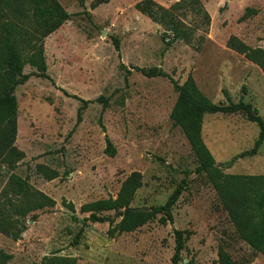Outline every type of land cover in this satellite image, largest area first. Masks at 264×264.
I'll return each instance as SVG.
<instances>
[{
	"label": "rangeland",
	"instance_id": "obj_1",
	"mask_svg": "<svg viewBox=\"0 0 264 264\" xmlns=\"http://www.w3.org/2000/svg\"><path fill=\"white\" fill-rule=\"evenodd\" d=\"M58 1L72 17L43 37L28 0H0V27L21 52L24 72L36 71L29 58L41 44L50 76L31 75L15 90L14 145L23 157L14 169L0 158V211L25 230L18 240L0 232V252L13 255L7 264H42L54 255L73 264H173L175 229L191 232L179 264H219L221 248L238 264H264V253L245 241L208 175L196 172L192 147L171 119L178 93L170 79L120 67H161L181 84L192 75L213 102L228 104L227 91L264 118V0H153L163 7L160 22L137 9L142 0ZM171 22L183 31L175 41ZM65 91L93 101L80 122L82 102ZM101 96L108 98L105 108ZM259 134L244 112L204 118L202 136L216 165L239 176L241 186L248 176H264V141L255 156L228 162L252 149ZM106 136L114 156L106 153ZM13 176L26 182L27 195L14 192ZM130 177L140 181L129 203L134 208L164 204L186 177L173 223L160 214L111 237L108 222L87 220L83 206L117 197ZM97 213L121 218L116 211Z\"/></svg>",
	"mask_w": 264,
	"mask_h": 264
},
{
	"label": "trees",
	"instance_id": "obj_2",
	"mask_svg": "<svg viewBox=\"0 0 264 264\" xmlns=\"http://www.w3.org/2000/svg\"><path fill=\"white\" fill-rule=\"evenodd\" d=\"M85 0H82L84 2ZM110 0H96L97 4L107 3ZM28 5L32 10L34 22L42 29L43 37L56 31L63 23L71 19L69 13L58 0H28ZM138 10L151 17L154 21L160 22L158 12L163 10L153 0H142L136 4ZM0 34V158L6 162L10 169H14L17 162L23 157V153L14 145L17 134V113L18 100L15 94L17 86L28 81L31 75L43 78H50L47 69L45 51L40 44L34 47L29 62L36 68L33 73H25V62L21 52L16 49L11 39L8 29H3ZM169 30L174 33V41L182 37L183 31L176 22L169 23ZM116 49L120 50V40L114 37ZM121 69L126 70V74H131L133 70L146 75L147 77H167L172 82L174 89L178 93L177 100L171 112V119L174 126H179L188 139L192 150L197 158L198 166L196 172L206 173L217 190L221 202L228 210L232 221L235 223L245 241L255 250L264 253V176H248L243 186L239 185L240 177L237 175L222 172L216 165L215 158L204 142L202 129L206 114H232L244 112L248 120L258 124L260 128L259 138L255 146L244 151L228 162L233 165L238 158L255 156L264 141V118L251 103L243 100L234 102L227 91H224L228 104L213 102L206 96L197 85L194 77L189 75L184 83H179L161 67H140L128 68L124 63L120 64ZM246 91V87H243ZM69 94L67 91H65ZM82 102L78 111V121L82 119V110L92 100L83 99L77 95H71ZM97 101L102 102L104 108L108 104V98L101 96ZM102 124V121L100 119ZM102 128L106 131L105 126ZM106 153L116 154V148L111 139L106 136ZM8 158L5 159V154ZM9 183L15 188L14 192L19 195H27L28 186L25 181L15 176L11 177ZM140 186V181L135 177H130L122 187L117 197H109L87 203L83 209L90 212L87 220L92 222H108L110 227L108 234L114 237L124 232H133L149 221L161 214L163 222H174L173 207L179 200L182 192L187 189L186 177L181 185L170 195L168 200L158 206H150L147 210L143 208L130 207L135 190ZM72 207V205H71ZM73 208V207H72ZM124 211L119 221L110 215H101L97 211ZM36 216H33L35 220ZM73 218L76 217L73 215ZM25 230V225L16 218H11L7 213L0 211V232L4 235L18 240ZM175 252L172 257L173 264L182 261V250L185 248L186 240L190 236V231L175 229ZM76 239L75 242H77ZM13 258L12 254L4 251L0 252V264H7ZM42 264H73L71 258L52 256L44 257ZM219 264H238L222 248L219 250Z\"/></svg>",
	"mask_w": 264,
	"mask_h": 264
},
{
	"label": "water",
	"instance_id": "obj_3",
	"mask_svg": "<svg viewBox=\"0 0 264 264\" xmlns=\"http://www.w3.org/2000/svg\"><path fill=\"white\" fill-rule=\"evenodd\" d=\"M148 208H149V207H144L143 209H144V210H147ZM119 214H120V215H121V217H122V216H123V214H124V211H123V210H122V211H120V212H119Z\"/></svg>",
	"mask_w": 264,
	"mask_h": 264
}]
</instances>
